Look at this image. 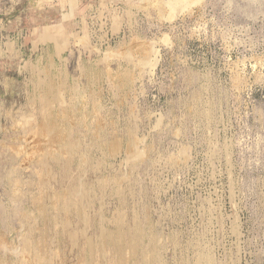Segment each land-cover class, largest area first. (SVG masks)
I'll list each match as a JSON object with an SVG mask.
<instances>
[{"label":"rangeland","instance_id":"obj_1","mask_svg":"<svg viewBox=\"0 0 264 264\" xmlns=\"http://www.w3.org/2000/svg\"><path fill=\"white\" fill-rule=\"evenodd\" d=\"M168 2L0 0V264H264V0Z\"/></svg>","mask_w":264,"mask_h":264},{"label":"bare ground","instance_id":"obj_2","mask_svg":"<svg viewBox=\"0 0 264 264\" xmlns=\"http://www.w3.org/2000/svg\"><path fill=\"white\" fill-rule=\"evenodd\" d=\"M187 0H169V4H165V5H169V8H170V6L173 8V9H175L177 6L179 7L180 5L182 6V5H184L185 4V2H186ZM191 2V1H190ZM166 3V2H165ZM172 8H171V10H172ZM175 10H177V8L175 9ZM174 13V12H173ZM206 257V256H205ZM205 257H204V259H205ZM203 260V259H202ZM197 263H199V262H197Z\"/></svg>","mask_w":264,"mask_h":264}]
</instances>
